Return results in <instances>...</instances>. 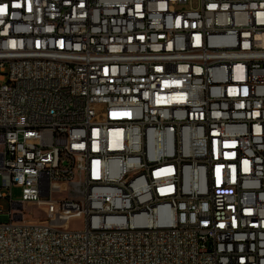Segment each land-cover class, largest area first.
<instances>
[{"label": "built area", "instance_id": "2783aa9c", "mask_svg": "<svg viewBox=\"0 0 264 264\" xmlns=\"http://www.w3.org/2000/svg\"><path fill=\"white\" fill-rule=\"evenodd\" d=\"M0 8V264H264V0Z\"/></svg>", "mask_w": 264, "mask_h": 264}, {"label": "rangeland", "instance_id": "374dc122", "mask_svg": "<svg viewBox=\"0 0 264 264\" xmlns=\"http://www.w3.org/2000/svg\"><path fill=\"white\" fill-rule=\"evenodd\" d=\"M198 3V0H193V5L196 7ZM181 10H188L190 9V4L182 6L180 8ZM2 184V177L0 176V188ZM12 196L14 200H21L22 199V190L20 188H15L12 191ZM1 207L4 209H8V203L6 201H1L0 203ZM24 211L28 215L29 218H40L42 219L43 213L41 211V207H39L36 203L31 204V203H25L24 205ZM82 222L81 219L74 220L72 222V227H80V223Z\"/></svg>", "mask_w": 264, "mask_h": 264}, {"label": "snow or ice", "instance_id": "6c2138e0", "mask_svg": "<svg viewBox=\"0 0 264 264\" xmlns=\"http://www.w3.org/2000/svg\"><path fill=\"white\" fill-rule=\"evenodd\" d=\"M4 11V9L3 8H0V13H2Z\"/></svg>", "mask_w": 264, "mask_h": 264}]
</instances>
